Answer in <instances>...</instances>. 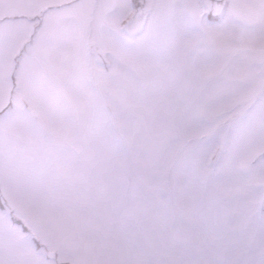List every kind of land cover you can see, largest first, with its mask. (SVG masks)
Here are the masks:
<instances>
[{
  "label": "snow or ice",
  "instance_id": "6c2138e0",
  "mask_svg": "<svg viewBox=\"0 0 264 264\" xmlns=\"http://www.w3.org/2000/svg\"><path fill=\"white\" fill-rule=\"evenodd\" d=\"M0 264H264V0H0Z\"/></svg>",
  "mask_w": 264,
  "mask_h": 264
}]
</instances>
